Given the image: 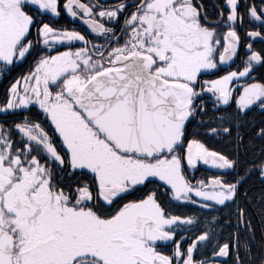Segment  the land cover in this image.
Listing matches in <instances>:
<instances>
[{
  "label": "snow or ice",
  "instance_id": "snow-or-ice-1",
  "mask_svg": "<svg viewBox=\"0 0 264 264\" xmlns=\"http://www.w3.org/2000/svg\"><path fill=\"white\" fill-rule=\"evenodd\" d=\"M212 9L0 0V264H264V0Z\"/></svg>",
  "mask_w": 264,
  "mask_h": 264
},
{
  "label": "flooded vegetation",
  "instance_id": "flooded-vegetation-1",
  "mask_svg": "<svg viewBox=\"0 0 264 264\" xmlns=\"http://www.w3.org/2000/svg\"><path fill=\"white\" fill-rule=\"evenodd\" d=\"M105 2L113 3L114 0H105ZM203 2L206 5L209 6V11H210V14H211L212 11H213L212 5L214 3H219L220 0H203ZM61 3H63V0H61ZM56 21H57V25L58 26L67 24V26L69 28L77 27L79 30L82 31V33L87 34V30H86L85 26L79 20H77L75 22V24H73L72 21H71V18L67 17L66 14L63 17H61V18H56ZM241 35L243 36V32L241 33ZM261 46L262 45L260 43H256L255 44V47L258 48V49ZM61 50H63V49H61ZM241 51H243V49H241ZM25 68H26V65L22 66V67L15 68L8 75L7 79H5L4 77L0 76V101H2L3 98H4L5 89H6L7 85H8L9 80H11L13 77H15L20 72L24 71ZM258 73H264V69H258ZM3 119H5V116L3 114H0V120H3ZM256 119H259V117H256ZM213 146L216 147L215 145H213ZM220 147H222V146H220ZM210 174L211 173L207 169V166H200L198 168V170L194 173V175L197 178H200V177H203V176H208ZM245 191H247L249 193V196L252 197L253 193H255V192H261V193L264 192V184H262L260 182V180L257 178L256 175L249 176L247 178V180L242 184V186L240 188V192H241L240 203H241V206L245 205V198H243V193ZM258 202H259V200H258ZM246 212L248 213V215L250 217H252V221H253L254 227L256 229V239L259 240L261 231L264 230V229L261 228L258 219L256 218L255 214L253 213V211L251 209V204L247 205ZM223 238H227V231H225L224 236L222 237V239Z\"/></svg>",
  "mask_w": 264,
  "mask_h": 264
},
{
  "label": "trees",
  "instance_id": "trees-1",
  "mask_svg": "<svg viewBox=\"0 0 264 264\" xmlns=\"http://www.w3.org/2000/svg\"><path fill=\"white\" fill-rule=\"evenodd\" d=\"M261 194H262L261 192L253 193V196H252L253 202L251 203V209H252L253 213L255 214L256 218L258 219L261 228L264 229V225L261 224L260 215H259L260 208H261V203H260L259 197L261 196ZM258 200H259V202H258Z\"/></svg>",
  "mask_w": 264,
  "mask_h": 264
}]
</instances>
